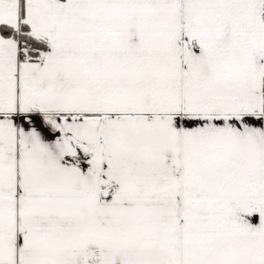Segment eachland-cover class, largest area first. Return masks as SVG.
Listing matches in <instances>:
<instances>
[{
	"label": "snow or ice",
	"instance_id": "1",
	"mask_svg": "<svg viewBox=\"0 0 264 264\" xmlns=\"http://www.w3.org/2000/svg\"><path fill=\"white\" fill-rule=\"evenodd\" d=\"M0 264H264V0H0Z\"/></svg>",
	"mask_w": 264,
	"mask_h": 264
}]
</instances>
